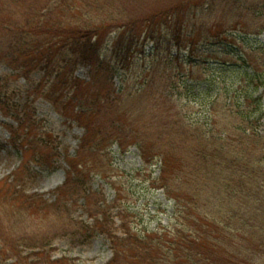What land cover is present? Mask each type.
Listing matches in <instances>:
<instances>
[{
  "label": "rangeland",
  "instance_id": "rangeland-1",
  "mask_svg": "<svg viewBox=\"0 0 264 264\" xmlns=\"http://www.w3.org/2000/svg\"><path fill=\"white\" fill-rule=\"evenodd\" d=\"M185 1L191 5L186 7L198 10L197 15L191 18L190 24L181 20L170 24V28L181 35L185 30L194 29L197 39L202 43L221 40L219 44H213L214 49H198L197 56L200 59L207 58L210 62L220 63L214 50H222L226 43L240 41V46H244L248 39L255 44L264 41V0H238L229 4L211 0H79L83 11L93 16L83 22L85 26L96 22L115 24V19L138 22L154 17L159 12L178 15L174 12L189 9H181ZM22 4L28 13H35V0H24ZM160 21L151 26L157 29L155 41L145 39L147 26L143 28L144 24L140 23L133 34L126 33L125 45L119 46H114V38L110 36H114L115 27L103 29L106 31L102 33L100 48L103 58L110 61L111 69L101 72L100 85L106 88L109 78L116 93L120 90L126 92L120 98L119 109L127 112V116H122L127 126L134 124L131 113L142 109L138 101H127L128 94L142 86L147 74L153 69L158 72L167 69L166 74L172 72L180 80L184 67L189 68L184 55H177L176 58L177 47L172 48L169 37L164 38L169 33V24L158 26ZM236 24L239 26L237 39L235 33L229 32ZM260 31L263 33L256 35ZM140 33L143 35L139 36ZM132 37L134 39L126 46ZM183 38L180 37V40ZM123 46H126L125 52ZM118 52L122 53L119 55ZM183 53L189 57L188 49H184ZM62 58L57 56V59ZM12 61V55H8L7 60L0 59V264L17 261L9 249L11 246L18 247L24 256L39 253L33 257L36 262L44 261L42 255L46 253L49 262L63 258L61 263L55 264H107L114 255L110 239L104 233L91 235L85 231L97 220H108V226L117 230L119 235L125 224L149 231L177 227L174 225L177 210L175 201L167 197L164 189L153 183L154 178L161 173V164L148 167L136 146L122 151L118 144H114L100 153L89 145L82 148L85 127L76 117L67 114L82 109L73 107L75 103L70 100L74 92L72 84L57 87L51 93L52 99H49L47 94L58 69L52 68L50 73L42 69L24 71V67H18ZM21 61L25 64L22 57ZM74 63L71 55L63 59L62 72L69 80L72 77L84 82L93 79L94 72L90 65ZM67 64L71 66L67 67ZM181 64L183 67H180ZM173 65L179 69H173ZM195 71L196 76L202 77L210 71L214 72L210 69L204 73L201 67H195ZM247 85L243 83L239 91L242 97L251 88L247 89ZM161 87L155 86L154 90L161 93ZM166 91L170 94L173 92L170 80ZM192 91L190 95L182 82L178 94L174 95L176 100L170 102L178 104L174 111H183L190 122H204L210 112L205 104L193 101L196 89ZM263 91L264 86L254 90L251 108L258 107L256 97ZM188 94L192 99L189 102ZM170 102L169 108L172 107ZM149 111V108L145 110L146 116H149ZM112 118L102 115L98 128H110ZM156 122L153 123L152 131L158 126ZM261 122L264 124V117ZM261 128L263 132L264 125ZM77 157L81 163L88 161L96 164L100 160L106 165L105 170H109L105 173L109 177L104 179L94 170L92 173L96 174H91L83 184L80 177L75 175L74 180H78V184L71 185L66 195L60 194V191L67 189L65 183L70 171V159ZM239 204H228L225 200L215 202L213 216L226 219L228 224L235 222V219H228ZM248 204H251L249 200L243 205ZM252 211L255 212L251 221L253 227L264 224V203L260 211ZM223 242L224 246L221 243L215 246L209 240L199 250L211 254L214 264H264L263 232H254L253 229L252 232H239L235 236H227Z\"/></svg>",
  "mask_w": 264,
  "mask_h": 264
},
{
  "label": "trees",
  "instance_id": "trees-1",
  "mask_svg": "<svg viewBox=\"0 0 264 264\" xmlns=\"http://www.w3.org/2000/svg\"><path fill=\"white\" fill-rule=\"evenodd\" d=\"M23 1L0 0V59L7 60V56L12 55V63L24 67V71L42 69L50 73V69L57 68L55 81L52 82L47 97L52 99L51 93L57 87L72 84L74 92L70 100L75 103L73 107L79 106L82 109L79 108L77 113L67 114L76 117L85 127L81 147L89 145L98 153L114 144H118L122 151L130 146L138 147L148 167L161 164V173L154 178L153 183L164 189L167 197L175 201L177 210L174 225H178L177 227L149 231L125 224L119 235L117 230L108 226V220H97L89 225L86 233H104L114 247V255L107 264H214L211 254L199 250L204 242L210 240L214 245L221 243L224 246L223 241L227 236H235L239 232H252L253 229L254 232L264 233V224L253 227L251 223L255 217L252 210L260 211L264 203V131H261L264 125L261 122L264 117V91L256 97L258 107H250L254 90L264 86V41L255 44L248 39L244 46H240V41L226 43L222 50H214L220 62L215 63L207 58L200 59L197 52L200 48L214 49L213 44H219L221 40L202 43L197 39L194 29L185 30L181 35L170 28V24L181 20L190 24L191 18L197 15V9L186 7L191 6L188 1L183 2L184 7L181 6V9H189L174 12L178 15L159 12L154 17L138 22L115 19V24L96 22L87 26L83 22L93 16L83 11L79 0H35L37 6L32 14L26 11ZM211 1L229 4L238 0ZM159 20L158 26L169 24V33L164 38L169 37L171 47H177L176 58L183 54L184 60L189 62V68L184 67L180 80L172 72L166 74L167 69L164 72L153 69L147 74L142 86L128 94L127 101H138L142 109L131 113L134 124L127 126L124 124L126 119L122 118L127 116V112L119 109L122 101L120 98L126 92L120 90L116 93L109 78L106 88L100 85L101 72L111 69L110 61L103 58L100 48L102 33L106 31L103 29L115 27L114 36H110L114 38V46H119L125 45L126 33L133 34L140 23L144 24L143 28L147 26L145 39L155 41L157 29L154 30L151 26ZM238 24L229 31L235 33V37L239 32ZM261 33L263 32L256 35ZM142 35L140 33L139 36ZM180 37L184 38L180 40ZM132 39L134 37L126 46ZM126 46H123V52L126 51ZM184 49H188L189 57L183 53ZM121 53L118 52L119 55ZM68 55L74 58L76 65H90L94 72L93 79L84 82L72 77L69 80L62 72L63 59L68 58ZM57 56L64 58L57 59ZM173 67L179 69L176 65ZM195 67L203 68L204 73H208L210 69L214 72L210 71L203 77L196 76ZM169 80L172 83V94L166 91ZM180 81L190 95L196 89L193 101L206 105L210 113L204 122H190L183 111H174L178 104L170 101L178 94L177 90L182 86ZM243 83L249 84L247 89L251 88L242 97L239 91ZM155 86L161 87L162 92L154 90ZM189 94L187 102L192 100ZM124 102L123 100V105ZM169 102L172 104L171 108ZM147 108L150 109L149 116L145 114ZM102 115L113 117L110 128H98ZM154 122L158 126L152 131ZM30 130L31 127L28 128ZM150 133L152 136H149ZM46 159L47 154L44 160ZM105 166L100 160L93 164L88 161L81 163L78 157L70 159V171L65 183L67 189L60 191V194L66 195L71 190V185L78 184V180H74L75 175L80 177L83 184L91 174L98 173L106 179L109 176L105 173L109 170H105ZM94 170L96 173H92ZM224 200L228 204L240 203L236 212L229 215L231 218L228 221L235 219V222L228 224L226 219L213 216L215 202L221 203ZM248 200L251 204L245 205V208L243 204ZM9 249L17 259L11 264H55L63 260L49 262V257L43 253L44 261L36 262L33 257L39 253L24 256L18 247L11 246ZM9 249L7 248V255Z\"/></svg>",
  "mask_w": 264,
  "mask_h": 264
}]
</instances>
